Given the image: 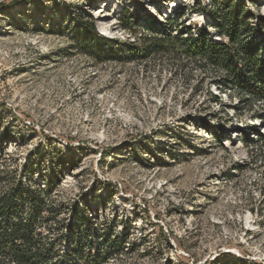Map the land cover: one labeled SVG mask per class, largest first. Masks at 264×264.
I'll return each mask as SVG.
<instances>
[{
	"label": "rangeland",
	"instance_id": "374dc122",
	"mask_svg": "<svg viewBox=\"0 0 264 264\" xmlns=\"http://www.w3.org/2000/svg\"><path fill=\"white\" fill-rule=\"evenodd\" d=\"M242 1L264 16V0ZM38 4L0 0V135L9 139L0 194L19 184L47 191L49 181L47 203L66 225L73 208L88 203L100 230L115 225L117 251L107 264H264V102L237 109L228 90L214 103L208 91L218 94L219 76L210 72L199 84L193 65L181 69L169 57L141 64L112 60L107 49L103 61L82 52L92 32L81 24L85 11L101 37L118 42L180 10L193 32L210 17L188 9L193 0ZM123 9L136 17V33L118 26ZM79 242L57 243L59 258L88 264L107 253V245L83 242L80 261Z\"/></svg>",
	"mask_w": 264,
	"mask_h": 264
},
{
	"label": "trees",
	"instance_id": "16d2710c",
	"mask_svg": "<svg viewBox=\"0 0 264 264\" xmlns=\"http://www.w3.org/2000/svg\"><path fill=\"white\" fill-rule=\"evenodd\" d=\"M45 1L19 0L34 7ZM188 9L206 13L210 17L208 28H212L220 40L212 39L208 28H197L193 32L190 26L180 22L185 16L181 10L176 19L158 21V24L151 21L145 35L136 36L132 42L104 39L97 33L94 23L86 21L94 17L85 11L81 24L84 28L91 27L92 32L87 35L82 52L90 59L103 61L105 57L101 59L100 54L107 49L106 54L112 60L141 64L152 57H169L180 64L181 69L193 65L203 76L199 84L209 78L210 72L219 76L214 83L219 89L218 94L208 91L214 103H221L228 90L231 92L229 100H237V109L242 103L252 105L258 101L264 102V16L249 11L242 0H211L209 6L202 5V0H193L192 7ZM117 21L122 30L134 33L138 30L136 17L126 9H123ZM8 143L6 133L0 135V151ZM29 180L34 182L31 177ZM46 182L47 191L40 189L39 185L19 184L10 185L7 191L0 194V264H71L61 260L56 251L57 243L63 239L80 241L76 251L80 261L85 260L83 242L88 247L107 245V253L94 257L88 263L107 264L110 255L117 251L116 244L110 245L111 238L116 234L115 225L100 230L85 212L88 203L84 207L76 205L73 208L67 225L64 221H57V215L61 212L47 203L52 185ZM46 210L51 215L43 219ZM50 222L53 224L50 225ZM51 230L63 231L65 235L59 234V237L51 239ZM127 236L125 225L121 238Z\"/></svg>",
	"mask_w": 264,
	"mask_h": 264
},
{
	"label": "bare ground",
	"instance_id": "6f19581e",
	"mask_svg": "<svg viewBox=\"0 0 264 264\" xmlns=\"http://www.w3.org/2000/svg\"><path fill=\"white\" fill-rule=\"evenodd\" d=\"M104 3H106V2H104ZM108 6V4H106V7ZM101 9H99V10H95L94 11V13H93V15L94 16H99V18L101 17V15L104 13V11H100Z\"/></svg>",
	"mask_w": 264,
	"mask_h": 264
},
{
	"label": "built area",
	"instance_id": "2783aa9c",
	"mask_svg": "<svg viewBox=\"0 0 264 264\" xmlns=\"http://www.w3.org/2000/svg\"><path fill=\"white\" fill-rule=\"evenodd\" d=\"M218 40H220V38Z\"/></svg>",
	"mask_w": 264,
	"mask_h": 264
}]
</instances>
